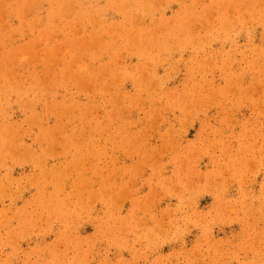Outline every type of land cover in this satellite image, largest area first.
Listing matches in <instances>:
<instances>
[{
    "label": "rangeland",
    "instance_id": "rangeland-1",
    "mask_svg": "<svg viewBox=\"0 0 264 264\" xmlns=\"http://www.w3.org/2000/svg\"><path fill=\"white\" fill-rule=\"evenodd\" d=\"M0 264H264V0H0Z\"/></svg>",
    "mask_w": 264,
    "mask_h": 264
},
{
    "label": "bare ground",
    "instance_id": "bare-ground-1",
    "mask_svg": "<svg viewBox=\"0 0 264 264\" xmlns=\"http://www.w3.org/2000/svg\"><path fill=\"white\" fill-rule=\"evenodd\" d=\"M69 49H70V48H69ZM63 51H64V50H63ZM24 57H25V56H24ZM18 60H19V59H18ZM82 67L84 68V66H82ZM82 67H81V68H82ZM72 68H73V67H72ZM79 69H80V68H79ZM84 69H85V68H84ZM80 70H83V69H80ZM77 71H79V70H77ZM83 71H84V70H83ZM231 91H232V90H231ZM64 133H65V132H64ZM64 133H63V134H64ZM227 175H228V174H227Z\"/></svg>",
    "mask_w": 264,
    "mask_h": 264
}]
</instances>
